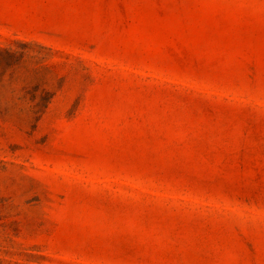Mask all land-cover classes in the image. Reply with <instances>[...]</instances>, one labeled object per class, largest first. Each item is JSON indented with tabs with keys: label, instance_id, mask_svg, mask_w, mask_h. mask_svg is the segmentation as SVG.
<instances>
[{
	"label": "rangeland",
	"instance_id": "rangeland-1",
	"mask_svg": "<svg viewBox=\"0 0 264 264\" xmlns=\"http://www.w3.org/2000/svg\"><path fill=\"white\" fill-rule=\"evenodd\" d=\"M0 264H264V0H0Z\"/></svg>",
	"mask_w": 264,
	"mask_h": 264
}]
</instances>
